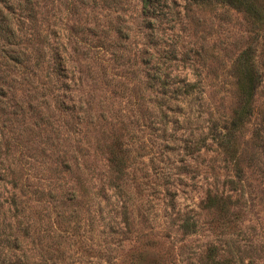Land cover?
Returning a JSON list of instances; mask_svg holds the SVG:
<instances>
[{
    "label": "rangeland",
    "instance_id": "obj_1",
    "mask_svg": "<svg viewBox=\"0 0 264 264\" xmlns=\"http://www.w3.org/2000/svg\"><path fill=\"white\" fill-rule=\"evenodd\" d=\"M146 1L0 0V264H264V15Z\"/></svg>",
    "mask_w": 264,
    "mask_h": 264
},
{
    "label": "trees",
    "instance_id": "obj_2",
    "mask_svg": "<svg viewBox=\"0 0 264 264\" xmlns=\"http://www.w3.org/2000/svg\"><path fill=\"white\" fill-rule=\"evenodd\" d=\"M203 2L205 0H195ZM230 5L238 10H243L251 16L262 17V6L258 4L259 0H216ZM148 6V0L145 6ZM239 92L243 99L239 109L235 113L234 126L241 124L244 118L251 112L255 91L259 85L260 77L254 62H252V50L244 51L243 55L237 61Z\"/></svg>",
    "mask_w": 264,
    "mask_h": 264
}]
</instances>
